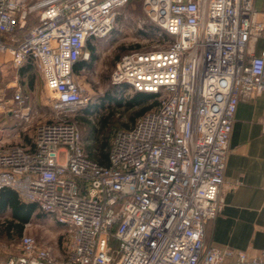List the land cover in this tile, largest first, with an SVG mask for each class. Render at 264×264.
I'll return each instance as SVG.
<instances>
[{"label": "built area", "instance_id": "1", "mask_svg": "<svg viewBox=\"0 0 264 264\" xmlns=\"http://www.w3.org/2000/svg\"><path fill=\"white\" fill-rule=\"evenodd\" d=\"M129 1L0 0V54L39 71L53 112L33 126L32 146L0 144V191L63 229L60 253L22 234L4 264H264V248L248 258L204 242L221 210L237 105L264 91V56L249 50L264 38V9L254 0H143L159 44L122 54L110 81L154 94L156 106L114 130L100 163L72 119L89 101L75 65ZM25 100L19 87L7 99L0 85V111L29 124ZM259 123L264 131V116Z\"/></svg>", "mask_w": 264, "mask_h": 264}, {"label": "rangeland", "instance_id": "2", "mask_svg": "<svg viewBox=\"0 0 264 264\" xmlns=\"http://www.w3.org/2000/svg\"><path fill=\"white\" fill-rule=\"evenodd\" d=\"M142 1L130 0L128 4L118 10L111 32L103 38L92 40L90 43L91 45L94 43L95 54L91 67H85L76 72L78 80L82 83L85 93L89 97L88 103L96 106L94 112L86 114L80 110L72 118L79 126L83 144L88 153L91 151L96 155L99 152L98 141L107 140L108 142L114 130L128 127L134 122L131 117L141 107L154 103V99H150L140 106L127 108L124 101L133 94L132 90L125 85L115 90L110 81V74L122 54L133 50H149L159 44L160 29L146 17ZM28 66L30 74L34 75L32 84H29L28 74L24 76L19 73L18 69L16 71L11 66L8 67L6 75L12 79L16 76L18 83L24 85L23 88L27 90L28 104L35 111L34 124L49 121L53 119V112L50 108L48 92L37 69L31 64ZM14 89V86L10 87V95ZM108 96L120 98L121 106L109 102ZM105 117L108 121L103 126L101 120ZM29 129L32 130L33 127ZM27 134L26 131L21 139L12 138L10 143H28L30 138ZM4 220L6 219L0 218V264L3 263L2 261L7 255L17 252L18 241L21 236L16 233L15 228L10 231L9 235H6L3 231ZM22 234L33 236L37 242L53 247L58 253L62 251V227L38 208L31 215Z\"/></svg>", "mask_w": 264, "mask_h": 264}, {"label": "crops", "instance_id": "3", "mask_svg": "<svg viewBox=\"0 0 264 264\" xmlns=\"http://www.w3.org/2000/svg\"><path fill=\"white\" fill-rule=\"evenodd\" d=\"M254 6L262 11L264 0H254ZM249 50L255 55L264 56V38L252 39ZM9 66L16 71L18 69L21 74L27 64L15 68L7 55L0 54V85L5 88L7 99L13 94L10 95L11 86L15 87L14 91L16 87L21 89L26 97L24 108L31 110L33 120L25 124L13 113L0 111V144L10 143L12 138L21 139L27 131L30 141L20 144L32 146L33 129L29 128L35 125V111L28 104L24 85L18 83L16 76L12 79L6 75ZM16 107V104L12 105V108ZM263 116L264 91L254 98L239 101L228 142L223 183L219 190L221 210L205 225L206 245L222 250H240L248 258L258 256L264 248V131L259 123ZM51 248L53 253L58 254L57 250Z\"/></svg>", "mask_w": 264, "mask_h": 264}, {"label": "trees", "instance_id": "4", "mask_svg": "<svg viewBox=\"0 0 264 264\" xmlns=\"http://www.w3.org/2000/svg\"><path fill=\"white\" fill-rule=\"evenodd\" d=\"M144 35H146L144 32H142ZM87 49L89 52V58L87 60H80L79 62L76 63L75 65V71L78 72L85 67H91L94 59H95V54H94V46L90 44V41L87 43ZM29 64L25 68H22V75H27L29 78V84H32L34 80V75L30 74L29 70ZM32 65V64H31ZM122 85H125L127 88L129 86L126 83H121V84H113L114 89L116 90L117 88H120ZM133 94L124 101V104L126 105L127 108H132L134 106H140L144 104L145 102L149 101L150 99H154V103L150 105H146L140 108L139 111H137L134 116L131 117L132 121H135L139 116L144 114L145 112L151 110L156 106V96L152 93H147V92H139V91H132ZM109 102H114V104L121 106L122 101L120 98H111L110 96L107 97ZM103 101V100H102ZM96 109V106H93L89 103L83 108H81V112H84L86 114H90L94 112ZM79 110V111H80ZM108 119L102 118L101 120V125L105 126L107 123ZM134 123V122H133ZM126 128V127H124ZM121 129V128H117ZM113 135V133H112ZM112 135L109 139V141H98L99 146H98V153L95 155L91 151L89 153V156L95 160H97L100 163H105L107 160V155H108V150L110 147ZM96 138V137H95ZM97 139V138H96ZM37 206L34 203L31 202H23L19 200L17 194L8 188H5L0 191V218H5L4 220L5 225L3 226V231L6 235H9L10 231L15 228V231L18 235H22V232L24 230L25 225L29 222L31 215L34 213L36 210ZM5 263V262H4Z\"/></svg>", "mask_w": 264, "mask_h": 264}]
</instances>
